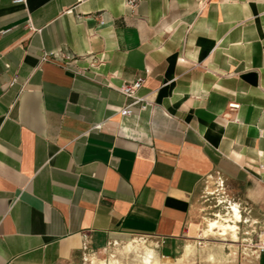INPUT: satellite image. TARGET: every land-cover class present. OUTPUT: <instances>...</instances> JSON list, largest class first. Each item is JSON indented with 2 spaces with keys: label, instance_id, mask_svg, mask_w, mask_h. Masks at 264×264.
<instances>
[{
  "label": "crops",
  "instance_id": "0c3cea01",
  "mask_svg": "<svg viewBox=\"0 0 264 264\" xmlns=\"http://www.w3.org/2000/svg\"><path fill=\"white\" fill-rule=\"evenodd\" d=\"M262 168L264 0H0V264L174 256L211 180L263 223Z\"/></svg>",
  "mask_w": 264,
  "mask_h": 264
},
{
  "label": "rangeland",
  "instance_id": "374dc122",
  "mask_svg": "<svg viewBox=\"0 0 264 264\" xmlns=\"http://www.w3.org/2000/svg\"><path fill=\"white\" fill-rule=\"evenodd\" d=\"M209 186L201 201L203 224L174 256L162 257L156 242L137 237L102 252H82L71 264H238L256 251L264 222H252L239 190L231 192L218 179ZM148 253L152 257L146 262Z\"/></svg>",
  "mask_w": 264,
  "mask_h": 264
},
{
  "label": "built area",
  "instance_id": "2783aa9c",
  "mask_svg": "<svg viewBox=\"0 0 264 264\" xmlns=\"http://www.w3.org/2000/svg\"><path fill=\"white\" fill-rule=\"evenodd\" d=\"M25 0H13L14 4H23ZM140 3V0H125V5L131 10V12H135L138 5ZM27 28L29 30L32 29V26L30 23L27 24ZM144 82L143 78H139L135 82L129 85H123L118 88V91L121 92L124 96L130 98L131 104L129 106L133 105H139L140 110L144 111L147 108V104L143 103V99L138 98L135 96V92L142 86ZM129 106L123 108L121 110V114L124 116H129L131 114L129 110ZM264 170V168H262ZM256 250L258 251H264V243H258L256 244Z\"/></svg>",
  "mask_w": 264,
  "mask_h": 264
},
{
  "label": "bare ground",
  "instance_id": "6f19581e",
  "mask_svg": "<svg viewBox=\"0 0 264 264\" xmlns=\"http://www.w3.org/2000/svg\"><path fill=\"white\" fill-rule=\"evenodd\" d=\"M236 213V212H235ZM215 223H212L211 225L213 226ZM149 252V251H148ZM151 257H152V255H151V253H148L147 254V257H146V262H149L150 261V259H151Z\"/></svg>",
  "mask_w": 264,
  "mask_h": 264
}]
</instances>
